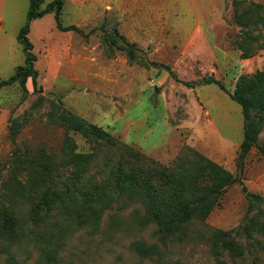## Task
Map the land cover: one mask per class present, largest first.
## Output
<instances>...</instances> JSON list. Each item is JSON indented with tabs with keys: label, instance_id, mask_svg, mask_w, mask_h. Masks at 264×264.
I'll return each mask as SVG.
<instances>
[{
	"label": "rangeland",
	"instance_id": "obj_1",
	"mask_svg": "<svg viewBox=\"0 0 264 264\" xmlns=\"http://www.w3.org/2000/svg\"><path fill=\"white\" fill-rule=\"evenodd\" d=\"M29 1L0 0V80L25 63L18 34ZM146 2L64 0L63 25L82 32L60 30L54 13L32 21L37 86L29 78L25 88L17 81L0 89V264L13 258L46 264L30 214L37 209L44 217V195L66 188L78 196L84 217L61 225V235L67 236L61 264H219L204 225L183 241L164 244L155 224L144 222L143 203L118 194L121 169L123 178L133 173L164 195L172 181L199 171L201 156L218 163L240 179L224 187L206 219V225L223 230L236 231L251 215L243 185L264 196V123L257 145L240 159L242 106L217 84L203 82L213 76L233 92L242 76L264 72V0H220L216 13L196 0L195 5ZM245 13L258 21L240 25L237 19ZM115 28L136 43L145 64L106 44L104 37ZM66 110L102 127L114 140L69 129ZM92 153L89 160L80 155ZM81 161L88 163L77 165ZM84 165L89 170L76 189ZM99 187L111 204L96 225V206L82 200ZM262 208L264 219V203ZM15 218L21 235L11 238L7 221ZM239 239L244 255L226 254L223 264H264V234ZM146 243L157 244L159 253L141 254L136 246Z\"/></svg>",
	"mask_w": 264,
	"mask_h": 264
},
{
	"label": "trees",
	"instance_id": "obj_2",
	"mask_svg": "<svg viewBox=\"0 0 264 264\" xmlns=\"http://www.w3.org/2000/svg\"><path fill=\"white\" fill-rule=\"evenodd\" d=\"M45 0H30L27 12V20L21 27L18 34V41L23 45L25 52V63L16 68L13 75L7 79L0 80V89L5 85H11L19 81L25 88L27 80L32 78L34 87L37 86L39 72L35 67L37 56L33 51L34 45L30 40L29 33L31 31V23L33 20L43 18L48 13H54L57 27L63 31H78L82 32L81 28L76 25H63L61 21L62 9L64 0H54L44 9L41 8ZM260 7V6H258ZM252 22L247 13L238 17L237 22L242 26H250L255 24ZM262 29L264 31V18L262 19ZM105 27V24L103 25ZM264 38V36H263ZM104 41L111 48H116L127 54L130 61H139L143 64L146 62L139 58L136 43H131L119 33L117 28L113 32H107ZM248 57V56H244ZM169 69L168 65H164ZM206 84L215 83L221 89L227 91L230 97L242 106L244 115V138L241 142L240 159H244L250 150L257 145L260 129L264 123V72H257L252 78L242 76L233 92L226 89L223 82L213 76L203 80ZM192 84V83H191ZM190 85V84H189ZM66 125L69 129H75L82 133L93 134L101 140L111 142L114 140L113 135L104 130L102 127L92 123L73 113L65 111ZM18 133L17 124L12 126L11 135L15 139ZM130 149V146H127ZM82 159L94 157V154H80ZM136 155V153H135ZM204 164L199 171L189 179H176L172 181L170 190L166 194H161L156 189L152 191L151 185L141 183L139 179L132 173L130 176L124 177V170L121 169V174L117 181L118 194L123 197H128L131 200H137L143 203L146 209L144 222L153 223L156 226L158 238L166 244L168 241H183L190 236V233L195 228L202 225L205 227V233L211 242L213 252L218 259L219 264H223L221 259L226 254L232 258L242 257L244 255V246L240 241L239 236L244 235L247 238H252L255 234H264V219H261L262 204L264 196L258 193L250 192L243 185V190L246 192L249 200V210L246 222L235 230H223L206 225V219L214 209L221 196L223 195L224 187L240 181L237 176L222 168L218 163L201 156ZM88 163V162H87ZM85 161L78 164H87ZM46 171L51 170L45 166L39 165ZM83 171L77 176V183L74 187L77 189V184L83 173L89 170L87 165ZM176 178V177H174ZM172 178V179H174ZM125 180L127 183H125ZM75 183V182H74ZM104 192L100 194V187L90 192L88 199L85 197L82 201L95 205L94 220L96 225L102 217L103 211L110 206V198ZM79 198L74 195L71 188H66L64 193L48 192L44 195L42 205L46 207V214L41 217L39 210L31 211L30 217L36 226L35 241L39 244L42 257L46 264H61L63 261L62 251L65 246L67 236L61 235V225L66 221H74L80 223L83 214L78 209ZM258 209V212H254ZM53 211H55L53 213ZM11 238H18L21 233L19 229L22 227L19 220L16 218L10 221ZM141 254L146 257H153L155 253H159L157 244H138L136 246ZM11 264H21L16 258H13Z\"/></svg>",
	"mask_w": 264,
	"mask_h": 264
},
{
	"label": "crops",
	"instance_id": "obj_3",
	"mask_svg": "<svg viewBox=\"0 0 264 264\" xmlns=\"http://www.w3.org/2000/svg\"><path fill=\"white\" fill-rule=\"evenodd\" d=\"M144 1H147L146 2V5L148 4V1L150 0H144ZM175 3H177V0H174ZM188 3H190L191 5H195V0H186ZM198 2L199 5H205L206 7H215L213 10H211L210 12L213 11V13H216L218 12V2L220 0H196ZM225 2V0H224ZM218 7V8H216Z\"/></svg>",
	"mask_w": 264,
	"mask_h": 264
}]
</instances>
